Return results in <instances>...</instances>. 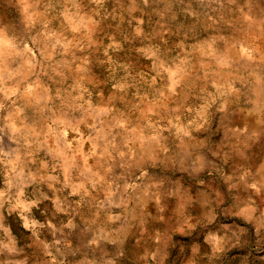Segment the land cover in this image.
<instances>
[{"label": "clouds", "instance_id": "obj_1", "mask_svg": "<svg viewBox=\"0 0 264 264\" xmlns=\"http://www.w3.org/2000/svg\"><path fill=\"white\" fill-rule=\"evenodd\" d=\"M0 264H264V0H0Z\"/></svg>", "mask_w": 264, "mask_h": 264}]
</instances>
